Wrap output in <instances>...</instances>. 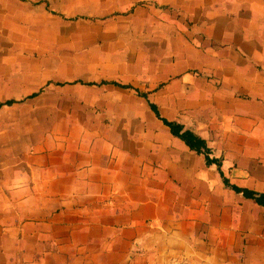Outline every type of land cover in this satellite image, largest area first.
<instances>
[{
	"label": "crops",
	"instance_id": "obj_1",
	"mask_svg": "<svg viewBox=\"0 0 264 264\" xmlns=\"http://www.w3.org/2000/svg\"><path fill=\"white\" fill-rule=\"evenodd\" d=\"M105 1L156 50L135 81L56 83L133 88L149 113L0 154V264H264V205L234 188L264 193V0Z\"/></svg>",
	"mask_w": 264,
	"mask_h": 264
},
{
	"label": "rangeland",
	"instance_id": "obj_2",
	"mask_svg": "<svg viewBox=\"0 0 264 264\" xmlns=\"http://www.w3.org/2000/svg\"><path fill=\"white\" fill-rule=\"evenodd\" d=\"M100 2L0 0V101L20 99L0 106L1 157L23 153L73 122L91 127L149 113L133 88L56 83L135 81V60L147 62L156 50L147 46V32H135L131 11L104 14L111 8ZM33 91L39 93L27 96Z\"/></svg>",
	"mask_w": 264,
	"mask_h": 264
},
{
	"label": "trees",
	"instance_id": "obj_3",
	"mask_svg": "<svg viewBox=\"0 0 264 264\" xmlns=\"http://www.w3.org/2000/svg\"><path fill=\"white\" fill-rule=\"evenodd\" d=\"M120 85L125 86V87H132L131 84H120ZM33 94H36V93H33ZM15 101L16 99L10 98V99L0 102V106H2L3 104H12ZM149 103L151 107L156 110L157 114H159L156 103L152 101H149ZM162 119L167 125H169L172 133L181 137L189 145L191 149H194L197 152L205 153L208 162H211L213 160L217 161V159L210 157L209 155L210 147L208 146L205 138H203L198 133L194 132L192 129L185 128L184 124L179 121L171 120L165 117H162ZM224 180L226 183H228L226 178H224ZM234 188L237 191H242L246 196L252 197L255 199V201L264 205V193L263 192L254 191L249 188L240 187L236 185H234Z\"/></svg>",
	"mask_w": 264,
	"mask_h": 264
}]
</instances>
